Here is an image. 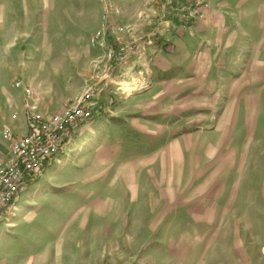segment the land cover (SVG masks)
<instances>
[{
	"label": "crops",
	"instance_id": "crops-1",
	"mask_svg": "<svg viewBox=\"0 0 264 264\" xmlns=\"http://www.w3.org/2000/svg\"><path fill=\"white\" fill-rule=\"evenodd\" d=\"M9 1L0 0L1 28ZM112 1L121 10L116 22L123 28L128 22L134 24L133 31L136 27L154 30L153 20L161 17L167 4L166 0ZM186 1L199 7L205 19L186 26L165 22L154 45L117 66L104 80L108 83L104 111L81 129L80 134L84 133L68 146L66 157L93 144L92 136L106 131L108 120L123 121L118 130L113 128L120 133L110 144L99 137L100 144L109 146H99L103 151L97 155L123 170L114 181H125L126 208L133 198L148 196V181H155L156 190L171 197L172 205L186 200L175 190L188 189L187 220L183 222L188 230L190 264H264V0ZM142 6L147 11L138 17ZM175 18L180 22L179 15ZM123 35L110 31L109 41L129 40L130 35ZM93 48L102 60L98 74L103 79L109 64L106 49ZM182 71H187L189 86V129L175 132L172 114L165 115V106L173 107L170 113L181 112L184 99L164 92L162 79ZM78 76L72 80L75 87L81 82ZM116 85L124 91L130 89L127 86L145 89L124 97L118 95ZM41 96L45 109H59L52 98ZM14 108L16 105L11 110ZM151 120L156 122L149 123ZM18 121L13 123L10 114L0 108L2 160L10 155L4 125L16 129L24 124L22 116ZM18 205L13 216L21 208ZM6 222L0 225V246L6 227L12 225Z\"/></svg>",
	"mask_w": 264,
	"mask_h": 264
},
{
	"label": "rangeland",
	"instance_id": "rangeland-1",
	"mask_svg": "<svg viewBox=\"0 0 264 264\" xmlns=\"http://www.w3.org/2000/svg\"><path fill=\"white\" fill-rule=\"evenodd\" d=\"M180 2L189 6L188 1ZM166 3L163 13H159L161 17L186 26L175 18L176 14L183 18L184 13L170 9L168 0ZM112 4L106 11L101 0L9 1L0 26V108L10 114L13 123L19 122L21 116L24 119V124L16 129L11 124L4 125L13 137L27 132L30 114L44 117L60 112L82 95L84 86L98 87L108 79L113 60L107 58L106 75L101 79L98 65L102 60L96 57L98 49L89 42L97 30L108 40L110 31H118L124 37L130 35L124 43L109 41L115 47L139 43L152 33L153 30L141 31V27L133 31L135 26L130 22L124 25L128 29L121 27L116 22L121 17L120 7L114 1ZM146 11L142 6L138 17H144ZM158 18H154L152 29ZM76 74L81 81L79 88L73 86ZM186 76L187 71H182L173 77L165 74L162 79L164 92L184 99L180 101L181 112L170 113L173 107L165 106V115L172 114L170 122L175 132L189 129ZM16 82L29 87L31 95L16 88ZM127 87L130 89L124 91L116 85L118 95L125 97L145 89ZM41 93L52 98L51 103L58 104L59 109H45V100L39 101ZM11 104L16 109L11 110ZM123 123L114 117L108 120L106 131L92 136L94 145L73 150L67 157V152L63 154L21 195L19 212L6 222L12 225L5 229L0 264H190L188 230L183 222L187 220L188 189L175 190L186 200L172 205L171 197L162 196L155 181H148V196L133 198V204L126 208L125 181H114L123 170L97 155L103 151L99 146H109L104 144H110L120 133L113 128L118 130L117 126ZM100 136L104 137L103 145Z\"/></svg>",
	"mask_w": 264,
	"mask_h": 264
},
{
	"label": "built area",
	"instance_id": "built-area-1",
	"mask_svg": "<svg viewBox=\"0 0 264 264\" xmlns=\"http://www.w3.org/2000/svg\"><path fill=\"white\" fill-rule=\"evenodd\" d=\"M182 0H168L170 9L184 13L180 22L187 25L191 21H203L205 14L193 5L183 6ZM104 9L113 7L111 0H101ZM118 12V10H116ZM165 22H170L165 16L160 17L152 33L139 43L132 42L126 46L115 47L109 43L108 37L102 32L90 38L93 47L106 49V56L113 60L109 74L117 66L127 63L132 56L145 52L154 45V41L163 34ZM169 24V25H170ZM121 31V28H118ZM108 83L102 82L98 87L86 85L82 95L76 97L62 111L49 116L30 114L23 136L13 137L9 128L3 130V138L9 141L10 157L0 160V225L13 216L21 195L44 176V171L58 158L65 154L79 135L81 128L93 122L104 111L103 97ZM15 87L22 89L26 95H31L29 87L23 82H16Z\"/></svg>",
	"mask_w": 264,
	"mask_h": 264
},
{
	"label": "trees",
	"instance_id": "trees-1",
	"mask_svg": "<svg viewBox=\"0 0 264 264\" xmlns=\"http://www.w3.org/2000/svg\"><path fill=\"white\" fill-rule=\"evenodd\" d=\"M165 49H166V46H165Z\"/></svg>",
	"mask_w": 264,
	"mask_h": 264
}]
</instances>
